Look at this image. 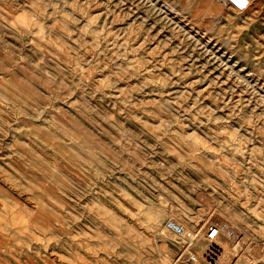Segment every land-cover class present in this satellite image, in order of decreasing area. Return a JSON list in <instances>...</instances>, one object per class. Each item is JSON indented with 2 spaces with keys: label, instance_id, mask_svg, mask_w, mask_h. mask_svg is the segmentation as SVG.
Instances as JSON below:
<instances>
[{
  "label": "rangeland",
  "instance_id": "obj_1",
  "mask_svg": "<svg viewBox=\"0 0 264 264\" xmlns=\"http://www.w3.org/2000/svg\"><path fill=\"white\" fill-rule=\"evenodd\" d=\"M250 1L0 0V264H264Z\"/></svg>",
  "mask_w": 264,
  "mask_h": 264
},
{
  "label": "built area",
  "instance_id": "obj_2",
  "mask_svg": "<svg viewBox=\"0 0 264 264\" xmlns=\"http://www.w3.org/2000/svg\"><path fill=\"white\" fill-rule=\"evenodd\" d=\"M222 2L225 7H228L238 12H245L251 6L250 0H222ZM165 225L170 234H172L176 239L183 240L185 230L181 224L170 220L167 221ZM207 235L209 239L214 240L218 236V228L216 226H211L208 229Z\"/></svg>",
  "mask_w": 264,
  "mask_h": 264
},
{
  "label": "bare ground",
  "instance_id": "obj_3",
  "mask_svg": "<svg viewBox=\"0 0 264 264\" xmlns=\"http://www.w3.org/2000/svg\"><path fill=\"white\" fill-rule=\"evenodd\" d=\"M175 222V221H174ZM180 224V223H179ZM183 227H184V230H185V235H184V238H183V241H186V240H189V239H191V238H194L195 237V230H190V229H187L183 224H181ZM212 226H216V225H212ZM211 227V226H210ZM209 227V228H210ZM217 227V226H216ZM208 228V229H209ZM218 228V227H217ZM208 229H207V232H206V235L208 234ZM169 232V231H168ZM218 235H219V228H218ZM207 237H208V235H207ZM218 237V236H217ZM217 237L214 239V240H211V239H209V237H208V239L210 240V242L211 243H215L216 242V239H217ZM214 245V244H213ZM212 248H215L214 246H211ZM211 248V249H212ZM209 253H211V250H209ZM207 256V255H206ZM193 257L195 258V259H198V257H197V255L196 254H194L193 255Z\"/></svg>",
  "mask_w": 264,
  "mask_h": 264
}]
</instances>
